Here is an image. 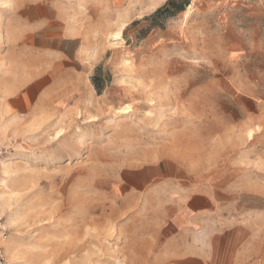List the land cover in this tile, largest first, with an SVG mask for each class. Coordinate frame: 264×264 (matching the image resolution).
<instances>
[{"label":"rangeland","instance_id":"rangeland-1","mask_svg":"<svg viewBox=\"0 0 264 264\" xmlns=\"http://www.w3.org/2000/svg\"><path fill=\"white\" fill-rule=\"evenodd\" d=\"M169 1L0 0L12 264H173L191 189L189 245H264V0Z\"/></svg>","mask_w":264,"mask_h":264},{"label":"crops","instance_id":"crops-1","mask_svg":"<svg viewBox=\"0 0 264 264\" xmlns=\"http://www.w3.org/2000/svg\"><path fill=\"white\" fill-rule=\"evenodd\" d=\"M223 207L216 202L215 195L208 190H193L182 193V201L176 215L171 218L174 227L173 249L177 255L173 264H264V245L257 249L247 248L245 242L238 251H216L198 244H188V232L198 227H211L213 217H218ZM216 219V218H213ZM190 246V247H189Z\"/></svg>","mask_w":264,"mask_h":264},{"label":"bare ground","instance_id":"bare-ground-1","mask_svg":"<svg viewBox=\"0 0 264 264\" xmlns=\"http://www.w3.org/2000/svg\"><path fill=\"white\" fill-rule=\"evenodd\" d=\"M121 35V30L118 32V34H117V36H120ZM2 165H3V173L6 175L7 173H8V167H7V165L5 164V163H2ZM5 175H3L2 176V178H1V180H0V185H2L3 187H4V184H5V182H6V179H5ZM4 194H5V191L3 190L1 193H0V198H2L3 196H4ZM114 204V203H113ZM4 204L3 203H1L0 204V212L2 213L3 212V209H4ZM122 207V206H121ZM124 208V207H123ZM116 209H117V207H116ZM115 209V210H116ZM120 210V209H119ZM148 210V209H147ZM2 214H4V213H2ZM99 219V218H98ZM103 219V218H102ZM7 223L9 224V223H11V219L10 218H8L7 219ZM119 230V229H118ZM5 246H6V251L10 254V255H12L13 254V251H14V246H13V244L12 243H10V242H7V243H5Z\"/></svg>","mask_w":264,"mask_h":264},{"label":"trees","instance_id":"trees-1","mask_svg":"<svg viewBox=\"0 0 264 264\" xmlns=\"http://www.w3.org/2000/svg\"><path fill=\"white\" fill-rule=\"evenodd\" d=\"M182 4L180 5L179 9L178 10H174L173 11V6L174 4H176V0H170L165 6L159 8L155 14L153 15L154 17L155 16H158V15H161V14H166V15H175L177 12L179 11H182V10H185L186 6L189 4V1L188 0H182L181 2Z\"/></svg>","mask_w":264,"mask_h":264},{"label":"built area","instance_id":"built-area-1","mask_svg":"<svg viewBox=\"0 0 264 264\" xmlns=\"http://www.w3.org/2000/svg\"><path fill=\"white\" fill-rule=\"evenodd\" d=\"M8 238V231L0 217V264H12L4 255V242Z\"/></svg>","mask_w":264,"mask_h":264}]
</instances>
